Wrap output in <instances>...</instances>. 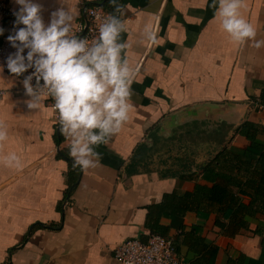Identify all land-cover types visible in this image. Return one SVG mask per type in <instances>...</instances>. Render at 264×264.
Listing matches in <instances>:
<instances>
[{"label":"crops","instance_id":"0c3cea01","mask_svg":"<svg viewBox=\"0 0 264 264\" xmlns=\"http://www.w3.org/2000/svg\"><path fill=\"white\" fill-rule=\"evenodd\" d=\"M91 1L34 0L45 24L57 8L69 7L73 29L85 23L83 4ZM10 6L19 7L14 0ZM123 6L121 38L129 44L127 59L135 70L129 119L96 148L97 166L82 171L66 205L69 166L58 155L70 141L64 137L57 144L55 112L46 101L41 111L29 109L22 77L0 70V90L7 92L0 102V124L8 132V140L0 143V264L9 257L11 264H122L114 254L118 245L128 239L146 242L159 233L153 220L149 224L150 208L165 194L195 187L180 173L137 167L129 172L137 153L144 160L145 147L154 148L152 137L169 136L189 123L204 124L209 132L224 126V144L245 149L249 142L233 137L236 129L246 120L264 124L253 107L264 87V47L234 43L214 17L210 0H124ZM241 14L256 29L255 39L264 40V0H244ZM146 27L154 29L155 44L147 41ZM0 28L4 35L10 32L5 22ZM11 152L21 158L19 167L4 163ZM62 219L60 230L37 229L20 247L31 225H58ZM215 219L196 213L163 216L155 228L174 242L183 264H259L261 237L247 230L231 236Z\"/></svg>","mask_w":264,"mask_h":264},{"label":"clouds","instance_id":"9594fccd","mask_svg":"<svg viewBox=\"0 0 264 264\" xmlns=\"http://www.w3.org/2000/svg\"><path fill=\"white\" fill-rule=\"evenodd\" d=\"M108 2L113 10L99 25L98 36L89 41L74 33L75 15L69 7L57 8L45 24L40 4L14 0L19 6L13 11L15 31L7 37L16 50L7 58L8 71L19 77L33 69L23 79L30 97L27 107L41 111L46 100L53 101L51 108L58 114L59 132L70 141L72 166L82 171L97 166L100 154L96 148L107 144L121 130L131 109L135 70L127 59L129 44L121 38L126 32L124 6L119 0ZM210 7L234 43L251 41L257 49L264 47V40L255 39L256 29L241 14L244 0H210ZM3 35L4 29L0 28ZM144 35L150 44H155L154 29L146 27ZM7 140V128L0 124V143ZM3 160L9 167L21 165L15 152Z\"/></svg>","mask_w":264,"mask_h":264},{"label":"trees","instance_id":"16d2710c","mask_svg":"<svg viewBox=\"0 0 264 264\" xmlns=\"http://www.w3.org/2000/svg\"><path fill=\"white\" fill-rule=\"evenodd\" d=\"M119 2L124 4V0H119ZM83 5L85 7L99 6L108 13L113 10V6L109 4L108 0H94L85 2ZM255 102L264 106V87L259 99L254 100L253 103ZM219 130L223 135L226 132L224 126ZM235 135L245 137L249 145L245 149H237L225 144L213 152L206 162L196 165V172H193L192 169L176 172L180 173L181 177H191L194 180L193 191L182 194L174 191L165 194L161 204L150 208L149 224L153 226L150 222L153 220L154 233L162 234L155 227L163 216L182 218L189 213H196L200 218L206 219L213 214L216 217L215 225L231 236L239 234L242 230H247L261 237L262 254L256 262L264 264V124L246 120L236 129L233 137ZM56 141L60 145L64 142V137L60 134ZM68 151L69 147H66L58 155L69 166L66 175L68 188L62 203L70 200L82 173L79 167L73 168ZM138 154L140 153L133 157L132 163L129 165V172H137L133 169H136L142 160ZM62 225L63 219L58 225L48 226L42 223L31 225L20 247L28 241L35 230L42 228L60 230ZM252 225L255 228L252 229ZM15 249L16 247L10 249V255ZM241 259L246 261L245 256H242ZM7 264H11L10 257Z\"/></svg>","mask_w":264,"mask_h":264},{"label":"built area","instance_id":"2783aa9c","mask_svg":"<svg viewBox=\"0 0 264 264\" xmlns=\"http://www.w3.org/2000/svg\"><path fill=\"white\" fill-rule=\"evenodd\" d=\"M83 11L85 23L78 25L73 31L78 36L86 37L91 41L98 36V27L109 13L99 6H83ZM14 21L15 17L10 6V0H0V24L5 22L10 28L9 33L0 37V69L9 74L11 73L6 67V61L9 55L15 53L16 50L10 45L7 37L15 31ZM32 71L33 69H29L20 77L24 79ZM32 83L35 86V79ZM41 83L43 82L41 81ZM6 95L5 90H0V102L5 99ZM46 103L51 108L53 101L48 99ZM253 104L255 109L264 116V106L258 102ZM55 115L59 121L56 112ZM114 254L115 258L122 264H183L177 255L174 242L159 234L151 235L146 242L128 239L114 249Z\"/></svg>","mask_w":264,"mask_h":264},{"label":"rangeland","instance_id":"374dc122","mask_svg":"<svg viewBox=\"0 0 264 264\" xmlns=\"http://www.w3.org/2000/svg\"><path fill=\"white\" fill-rule=\"evenodd\" d=\"M203 124L181 125L169 136L152 137L154 148L145 147V157L138 171L156 170L162 175L188 171L206 162L224 144L223 133L216 127L211 132ZM220 133V135H218ZM148 152V154H147Z\"/></svg>","mask_w":264,"mask_h":264},{"label":"water","instance_id":"95a60500","mask_svg":"<svg viewBox=\"0 0 264 264\" xmlns=\"http://www.w3.org/2000/svg\"><path fill=\"white\" fill-rule=\"evenodd\" d=\"M57 134H58V136L60 135L59 127L57 128ZM66 204H67V201H65L64 205H66Z\"/></svg>","mask_w":264,"mask_h":264}]
</instances>
